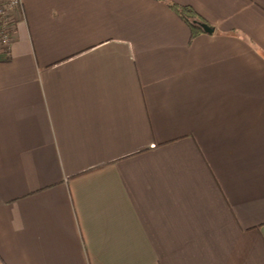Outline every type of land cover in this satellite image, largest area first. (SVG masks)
I'll return each mask as SVG.
<instances>
[{"label":"crops","instance_id":"1","mask_svg":"<svg viewBox=\"0 0 264 264\" xmlns=\"http://www.w3.org/2000/svg\"><path fill=\"white\" fill-rule=\"evenodd\" d=\"M21 4L3 263L264 264V0Z\"/></svg>","mask_w":264,"mask_h":264},{"label":"built area","instance_id":"2","mask_svg":"<svg viewBox=\"0 0 264 264\" xmlns=\"http://www.w3.org/2000/svg\"><path fill=\"white\" fill-rule=\"evenodd\" d=\"M21 0H0V53L6 55L15 37L16 23L22 18Z\"/></svg>","mask_w":264,"mask_h":264},{"label":"trees","instance_id":"3","mask_svg":"<svg viewBox=\"0 0 264 264\" xmlns=\"http://www.w3.org/2000/svg\"><path fill=\"white\" fill-rule=\"evenodd\" d=\"M169 6H171L178 14L181 18H183L184 20H188L190 17L192 16H197V13L195 10H193L191 7H188L186 5H179L177 3H174V2H169L168 3ZM192 27V33L198 31V27H194V26H191ZM200 30V29H199ZM0 264H4L2 259L0 258Z\"/></svg>","mask_w":264,"mask_h":264},{"label":"water","instance_id":"4","mask_svg":"<svg viewBox=\"0 0 264 264\" xmlns=\"http://www.w3.org/2000/svg\"><path fill=\"white\" fill-rule=\"evenodd\" d=\"M203 24V26L207 29V25L205 24V23H202Z\"/></svg>","mask_w":264,"mask_h":264}]
</instances>
